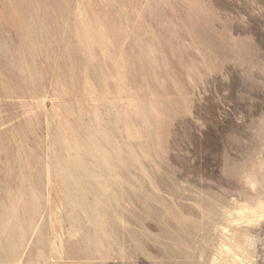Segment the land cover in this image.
Wrapping results in <instances>:
<instances>
[{
  "label": "rangeland",
  "instance_id": "1",
  "mask_svg": "<svg viewBox=\"0 0 264 264\" xmlns=\"http://www.w3.org/2000/svg\"><path fill=\"white\" fill-rule=\"evenodd\" d=\"M0 264H264V0H0Z\"/></svg>",
  "mask_w": 264,
  "mask_h": 264
}]
</instances>
